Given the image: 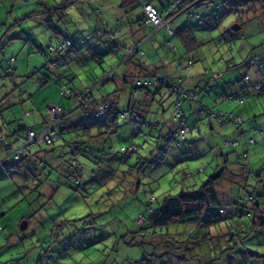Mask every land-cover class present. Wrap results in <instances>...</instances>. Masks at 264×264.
I'll use <instances>...</instances> for the list:
<instances>
[{"label":"trees","instance_id":"trees-1","mask_svg":"<svg viewBox=\"0 0 264 264\" xmlns=\"http://www.w3.org/2000/svg\"><path fill=\"white\" fill-rule=\"evenodd\" d=\"M16 1L30 2V0ZM36 1L44 7L27 18H36L49 33L50 40L43 51L46 57L43 69L47 75H40L41 69H35L34 74L42 77L37 81L43 85L51 80L56 81L61 98L67 102V105H52L62 110L64 115L58 111L62 115L61 119L52 116L53 114L49 112L51 106H49L48 117L34 127L26 124L10 126L12 123H7L0 115L2 119L0 122V160H2L0 167L5 168L7 172H19L18 174H21L23 178H28L24 180L28 186L24 185V188L28 190L27 192L30 191L29 197L37 194L35 200L42 201L43 207L53 200L62 187H69L76 192L83 191V198L87 202L91 201V193L85 187L87 183L83 174L85 164L80 161L82 158L95 162V169L91 172L98 169L96 173L103 172L107 175V182L101 185L102 188H106V191L99 196L95 204H105L113 195H119L117 193L121 194L119 197L121 200L124 198L121 191L123 189L126 197L128 194L134 197L144 181L149 183L159 181L164 176L160 169L170 148L179 147L182 143L189 145L187 141L191 133L187 130L189 115L184 109L188 108L191 111L193 104L201 106L194 113L197 120L207 121L216 125L217 128L231 127L237 132L240 131V135L244 134L243 117L239 116L242 120L237 125L218 123L220 113H231V111L220 109L219 106L228 104L242 107L247 98L264 95V49L254 53L253 51L259 46L252 45V52L241 64L232 60L227 62L226 72L238 71L240 80L238 81L237 78L232 82L221 84L224 87L219 84L222 90L214 98L215 105L211 108L202 105L201 97L211 83L221 81L225 78V74L219 71L210 73L206 70L204 74L192 76L193 59H183V56H180L179 61L175 60L173 64H168L158 54L162 45H165L169 51L176 52V44L172 39H178L187 54L196 51L201 46V42L196 37L195 30L215 29L222 20L221 13L230 14V12L243 10V13L250 14L251 21H259L258 27L263 30L264 0H120L116 10L112 12L114 24H109L104 18L99 20L100 16L98 21H101V24L87 35L78 34L76 25L81 20L77 22V16L71 13V10L83 2L95 4L93 10L87 14L78 9V15L85 16V24L92 26L94 22L89 16L93 12L98 14L103 12V6H98L96 0ZM153 2L159 7H156ZM150 6L157 11L165 24H169L172 34L166 26L158 27L149 19L146 8ZM180 19L185 21L177 24ZM248 22L239 18L234 26L241 30ZM157 37L161 39V42H157ZM242 39L245 38L242 37ZM230 44L229 54L232 53L233 45L231 42ZM146 47L154 51L157 56L159 61L156 64L147 62L151 52H146ZM104 48L107 50L105 51ZM107 52L117 59L115 64L110 65L109 70L104 69L103 66L104 55ZM224 61L222 58L219 64H223ZM15 62L14 58H10L6 69L8 76L13 79H15L13 74L15 70L12 65ZM84 65L89 66L88 70L91 72L84 70L82 68ZM152 67H155V70L151 71ZM157 67H159L158 70ZM96 68L101 69L103 75L99 76ZM86 72L96 87L109 83H114V86H110L107 94L95 98L92 94L93 90L81 89L76 85V80L81 77L80 74ZM92 72L97 75H93ZM34 74H31L29 78L34 77ZM259 84L262 85L261 89H258ZM12 86H15L13 92H17L23 98V90L16 82H12ZM233 86L238 87V90L229 92ZM162 89L171 91V94L175 96L171 116L165 118L166 110H162L159 121L153 119L149 122L147 113L151 111L153 104L158 103L160 104L158 106L163 108L165 97L161 95ZM122 95H126L128 101L125 111L120 109ZM206 97L210 99L209 96ZM207 101L204 100V104L208 105ZM119 119L132 125L136 134L145 129L148 132L145 133V143L150 141L153 144L150 152L145 157L139 155L134 165H130L129 161L132 155L139 154V146L133 143L129 148H123L121 152L116 151L112 144V138L119 132ZM48 128H51L48 134L53 133L54 139L50 144L47 143L49 139L33 142L30 143L33 145L25 147L23 154L17 151L23 146L24 141L29 139L30 131L39 135ZM181 129L185 131L184 138L179 135ZM199 130L197 127L192 129L194 132L190 135H196L193 136L192 147L197 145V139L201 136V130ZM253 131L264 135L262 125L253 128ZM223 144L229 146L223 149L229 152L220 156L223 158L224 167H217L218 171L201 184L190 181L191 177L185 174V180L188 182L183 184L182 190L175 196L156 197L154 189L147 202H144V210H140L137 216L138 231L131 232L132 237L128 241V235L115 236L112 251H117L119 242L130 248L143 247L145 243L140 239L148 238V244L154 249L152 253L139 260L127 259V264H173L174 261H177V264H219L217 262L227 264L224 257L240 253L239 246L242 242L249 241L246 236L250 233L256 235L261 233L264 229V170L253 171L250 166V148L254 140H246L241 145L239 136L234 137L232 141L225 137ZM44 146L46 148H43ZM241 147L242 152H236L238 155L236 162H230V155L232 156L233 151ZM62 149L66 150L64 152L66 156L69 155L68 161L62 158L64 155H61ZM17 155L19 157L16 158ZM57 160L61 163L59 164ZM110 162H113L112 166L107 165ZM233 172L244 183L238 180L231 183L232 196H230L229 204L220 196L218 183L227 176L233 175ZM252 174H255L257 178V187L249 196L251 204L247 212V206H242L235 194L241 187H248ZM73 178L74 181H72ZM47 187H51L54 193L49 199H46L44 194ZM130 188L134 189L132 193ZM43 207L31 211L27 217L28 224L40 222L42 218L38 216L43 214L41 211ZM246 217L249 219L247 223L244 222ZM230 223L231 225L228 226ZM223 225L228 228V236L224 237L222 234L214 236L211 230H219ZM62 227V224H57L49 229L43 228L44 232L50 234L48 244L50 247L59 244L60 232L63 233ZM184 227L188 231L177 234L181 239L170 235L168 240H160L162 248L166 250L161 253L156 251L158 246L153 245L152 242L157 241L158 237L168 235L169 230ZM243 234L245 238L241 237ZM238 239L241 243L236 242ZM42 244L43 242L32 245L31 251L33 252ZM18 246L22 245L18 243ZM29 252V249H25L23 258L20 260H25V255ZM52 252H55L60 259L63 258V253ZM218 255L220 257H217ZM247 257L262 258L255 251L248 252ZM230 258L235 260L234 256ZM233 259L228 264H234ZM47 260L48 257H42L32 264H46ZM56 263L60 264L58 261ZM113 263L115 260L111 264ZM103 264H106L105 260Z\"/></svg>","mask_w":264,"mask_h":264},{"label":"rangeland","instance_id":"rangeland-1","mask_svg":"<svg viewBox=\"0 0 264 264\" xmlns=\"http://www.w3.org/2000/svg\"><path fill=\"white\" fill-rule=\"evenodd\" d=\"M96 2L98 6H103V12L100 14L93 12L89 16L94 22L92 26L85 24V16L81 17L78 14L79 10L84 14L89 13L93 10L95 4L91 5L83 2L71 10V13H75L74 15L77 16L76 21L79 22L81 20L76 25L79 35L92 33L101 24V21H98L100 16L99 20L104 18L107 19L109 24H114L112 12L116 10L120 0H96ZM153 4L159 7L156 3L153 2ZM43 7L36 0H30L29 3L16 0H0V100L2 101L0 103V115L3 116L2 119L7 121V123H12L10 126L26 124L29 127H34L41 124L48 117L47 109L49 106L55 104L67 105V102L61 98L59 86L56 81L51 80L46 85L37 81V79L42 78L40 75H47L43 69L46 63V57L43 51L47 47L50 38L49 33L44 30V27L40 25V22L36 18L27 17L33 15V13ZM242 11L238 10L232 13L230 12V14L221 13L222 20L215 29L195 28L197 29L195 30V35L201 42V46L196 51L187 54L178 39H172L176 44V52H171L165 45H162L158 54L168 64H173L175 60L179 61L181 59L180 56H183V59H193L194 65L191 67V72L193 70L194 72L199 71L200 74H204L207 70L210 73L219 71L225 74V80L222 79L221 81L211 83L204 92V95L201 94L203 96H200L202 105L209 106V108L215 105L214 98L222 90L219 84L221 86V84L224 85L237 78L238 81L240 80L241 76L238 71L226 72L227 62L232 60L241 64L245 61L244 59L247 55L252 52V45L259 46L258 49L253 51L254 53H258V50L264 49V29L261 30L258 27L257 22L259 21H251L250 14L243 13ZM239 18L249 22L241 30L234 32L232 29ZM184 21L185 19H180L177 24H181ZM262 23L264 25V20H262ZM242 37L245 39H242ZM157 42H161V39L158 37ZM230 42L233 45L232 53L229 54ZM89 44H91V41H89ZM147 47L146 52H149L150 50ZM104 50L106 51L107 49L104 48ZM104 57V69L109 70L110 65L115 64L117 59H114V56L108 52ZM10 58L16 60L12 65V68L15 70L13 73L15 79L9 77L6 72L8 67L7 61ZM222 58L225 61L223 64H219V60ZM82 68L88 70L90 67L84 65ZM35 69H41L40 71L42 72L39 73L40 75L34 74ZM88 72H91V70H88ZM92 73L93 75H103L102 70L99 68H96L97 74L95 72ZM31 74H34V77L29 78ZM80 75V79L76 80V85L81 89L93 90L92 94L95 98L107 94L110 86L114 84L109 83L96 87L87 72L81 73ZM12 82H16L19 88L23 90V98L17 92H13L15 86H12ZM161 95L165 97L163 108L158 106L160 104L154 103L151 111L147 113L149 122H152L153 119L159 121L161 119L160 116H162L160 114L162 110H166L164 114L165 118L171 116L175 96L171 94V91L166 89L161 90ZM206 96H209L210 99H208L211 101L207 103L208 105L203 102L207 98ZM127 102V96L122 95L120 104L122 111L127 109ZM54 107L58 108L57 106ZM240 109H245L246 111L244 115H241L245 121L242 125L244 134L235 135L237 134V130L231 127H229V130H226V127L216 129V134L222 144V149L229 147L223 145L224 137L226 136H228L227 140L230 141L235 136H239L241 145L246 140H254L251 148L256 149L258 147L256 151L258 153L256 154V158H254L253 154H250V166L253 171L264 170V135L254 133L253 131V128L256 126L262 125L264 128V95L247 98L244 106ZM184 111L187 115L190 114L188 108H185ZM58 114V111H56L52 116L60 118ZM2 119L0 118V122H2ZM119 120V132L112 138V144L116 151L121 152L123 148H129L133 143L139 146V154L132 155L129 161L130 165H134L139 155L145 157L150 152L153 144L150 141L145 143V133H148L145 129L141 133L136 134L132 125L125 123L122 119ZM189 122L190 120H188ZM230 129L234 131V137H230L233 134ZM200 134L199 139H202L206 134L203 128ZM188 136L187 141L189 145L182 143L179 147L174 146L170 148L167 158L160 169L163 173L162 175H164L163 178L157 182L149 183L148 181H144V184L134 197H132V194H128V197H126L123 189L121 191L124 198L120 200L119 197L121 194L117 193L119 195H113L105 204H95L99 196L106 191V188H102L101 185L107 182V175L103 172L96 173L98 169L91 172L95 169L94 161L86 160L85 158L80 160L85 164L83 174L85 182L87 183L85 187L91 193L90 202H87L83 198V191L76 192L69 187H62L56 193L53 200L44 207L42 201L35 200L37 199V194L29 197L28 194L30 191L27 192L28 190L24 188V185L28 186L24 180L28 178H23L21 174H18L19 172H7L5 168L0 167V227L2 228L0 229V264H32L42 257H48L46 264H57L56 261L60 262V264H103L104 260L106 264H111L114 260L115 263L113 264H127V259L139 260L150 255L154 249L148 244V238L140 239L145 243L143 247L130 248L125 246L124 243L119 242L120 245L117 251L113 252L111 248L115 243V236L128 235V241L132 237L130 233L138 231L137 216L140 210H144V202H147L150 197L149 195L154 189L156 190V197L163 195L175 196L182 190L183 184L188 182L185 180V174L191 177L190 181L201 184L209 176L214 175L218 171L217 167H224L223 158L219 156L216 148L207 150L205 146L195 147L194 145L192 147L191 144L194 143L193 136L195 137L196 135L189 134ZM199 139L197 140L199 141ZM199 142L200 145L203 143L201 140ZM43 148L46 147L44 146ZM240 149L242 147L233 151L232 159L234 161L236 160V152H240ZM17 151H19V148ZM65 151L62 149L61 155L64 154L62 158L68 161L70 157L69 155H65ZM226 152H229V150L226 149ZM57 162L59 164L61 163L59 160ZM107 165L112 166L113 162ZM233 173V175L227 176L218 183L220 196L229 204L230 196H232V192L230 191L231 183L236 180L238 182L242 181L241 178L236 177L235 172ZM72 181H74V178ZM256 182L257 178L255 174H252L248 187H241L240 191L235 194L240 204L247 206V212L251 204L249 196L255 192L257 187ZM82 189L84 190V187ZM129 190L132 193L134 189L130 188ZM44 194L47 197L46 199H49L54 193L51 187H47L45 188ZM24 197H26L25 200ZM41 207H43L41 209L43 214L38 216L42 218L40 222L28 224L27 217L31 211H36ZM248 221L249 219L246 217L244 222L247 223ZM24 223H26V226L23 225ZM57 224L63 225V233L60 232L59 244L50 247L48 245L50 234L44 232L43 228L49 229ZM230 225L231 223L228 224V226ZM186 227L169 230L168 235L158 237L157 241L152 242L153 245L158 246L156 251L161 253V251L166 250L162 248L161 241L168 240L170 235L181 239L178 238L179 235L177 236V234H184L188 231ZM211 232L216 237L219 234H222L224 237L228 236V228L226 225H223L219 230L212 229ZM241 237L245 238V235L243 234ZM246 237L249 238V241L242 242L243 245L241 244L242 246H239L241 248L240 253L229 254L228 257L225 256V263L228 264L233 259L230 257L234 256V264H264V229L257 235L250 233ZM137 239L139 238L137 237ZM41 242L43 244L32 252L30 249L32 245H39ZM236 242L241 243L239 239ZM18 243L22 246L19 247ZM25 249H29L30 252L25 255V260H20L23 258ZM52 251H58L59 254L63 253V258L60 259ZM254 251L258 255H261L262 258L247 257L248 252ZM217 257L220 256L218 255ZM217 263L222 264L220 262ZM173 264H177V261H174Z\"/></svg>","mask_w":264,"mask_h":264},{"label":"crops","instance_id":"crops-1","mask_svg":"<svg viewBox=\"0 0 264 264\" xmlns=\"http://www.w3.org/2000/svg\"><path fill=\"white\" fill-rule=\"evenodd\" d=\"M150 52H151V55H150V57L148 58V63L149 62H151L152 64H156L159 60H158V58H157V56L154 54V51H152V50H150ZM157 66H159V65H157ZM158 68L159 67H157V70H158ZM150 70L151 71H153V70H155V67L153 68H150ZM169 70V69H168ZM167 70V71H168ZM174 70V69H173ZM173 72V71H172ZM198 74H200L199 73V71L198 72H194L193 70H192V76H198ZM198 78V77H197ZM231 80V79H230ZM238 90V87H236V86H233L230 90H229V92H235V91H237ZM206 100H208L207 102H211L209 99H205V102H206ZM204 102V101H203ZM201 106H198V105H195V104H193V107L191 106V111H190V114H189V116H188V118H187V127H188V129L187 130H190L191 131V133L192 132H194V131H192V129H193V127H197L198 129H200L201 130V132H202V128H203V130H204V133H206L204 136H203V138L202 139H199V141L201 140L203 143L200 145V142L198 141L197 142V145H195V147H198V146H205L206 147V149L207 150H209V149H213V148H216L217 149V152H218V154H219V156H221V154H224L225 152H226V150L224 151L223 149H222V144L220 143V141H219V137L217 136V134H216V129H220V128H217L216 127V125H213V124H210V123H208L207 121H203V120H197L198 118H197V116L194 114L195 112H197V110H199V108H200ZM241 108V106H236V105H228V104H225V105H221L220 106V109H223V110H225V111H231L232 113H234L235 115H238V116H240V117H242L241 115H244L245 114V109H240ZM188 120H190V122L188 123ZM45 121V120H44ZM201 125H203L202 126V128H201ZM215 127V128H214ZM222 129V128H221ZM199 130V131H200ZM226 130H229V128H226ZM230 131H232L231 129H230ZM233 132V134L230 136V137H234V131H232ZM190 133V134H191ZM237 134H235V135H240V131H238V132H236ZM221 134H223V133H221ZM226 137H228V136H226ZM236 137V136H235ZM225 138V137H224ZM224 145V144H223ZM258 148V147H257ZM257 148L256 149H253V148H250V154L252 155H254V158H256V154L258 153V152H256L257 151ZM240 152H242V150H240ZM236 156H238L237 154H236ZM230 162H232V163H235L236 161H234L233 159H232V156H230ZM254 160H261V159H254ZM232 186V185H231Z\"/></svg>","mask_w":264,"mask_h":264},{"label":"built area","instance_id":"built-area-1","mask_svg":"<svg viewBox=\"0 0 264 264\" xmlns=\"http://www.w3.org/2000/svg\"><path fill=\"white\" fill-rule=\"evenodd\" d=\"M146 11H148L147 12V16L149 17V19L152 21V22H154V24H156L158 27H167V30H169V32L172 34L173 33V31L171 30V28H170V26H169V24H165L162 20H161V17H160V15L157 13V11L154 9V8H152L151 6L150 7H147L146 8ZM262 88V85L261 84H259V87H258V89H261ZM231 102H233V100L231 101ZM240 103H242V101L240 100ZM106 107V106H105ZM50 110H49V112H51L52 114H55L56 113V111H59L60 112V114H62V115H64L63 113H62V110L60 109V108H56V107H54V106H51L50 108H49ZM60 114H58V116H60V118H58V119H61V117H62V115H60ZM178 118V117H177ZM219 119H217L218 120V123L219 124H234V125H237V123H240L241 122V118L239 117V116H237V115H235L234 113H225V114H223V113H220L219 114V117H218ZM236 118V119H235ZM58 119H57V121H58ZM224 122H226V123H224ZM57 123V122H56ZM56 125H58V123L56 124ZM51 130V128H48L47 130H45V131H43V132H41L39 135H36L35 133H31L33 136H35V138L36 137H42L43 139H49V141L47 142L48 144H50L54 139H53V133H51V134H48V132ZM30 133H29V137L31 136L32 137V135H31ZM185 131L183 130V129H181V131H180V136H181V138H184L185 137ZM142 220V219H141Z\"/></svg>","mask_w":264,"mask_h":264},{"label":"bare ground","instance_id":"bare-ground-1","mask_svg":"<svg viewBox=\"0 0 264 264\" xmlns=\"http://www.w3.org/2000/svg\"><path fill=\"white\" fill-rule=\"evenodd\" d=\"M29 133L31 134V133H35V132L34 131H30ZM43 141H48V139L46 140V139H43L42 137H36L35 138V136L32 135V137L30 136L29 139H27V140L24 141L23 146H21L19 148V152L21 154H23L24 151H25V147L30 146V145H33V144H30V143H33V142H43ZM7 148H9V147H7ZM23 225L26 226V223H24Z\"/></svg>","mask_w":264,"mask_h":264},{"label":"water","instance_id":"water-1","mask_svg":"<svg viewBox=\"0 0 264 264\" xmlns=\"http://www.w3.org/2000/svg\"><path fill=\"white\" fill-rule=\"evenodd\" d=\"M233 30H234L235 32H237L239 29H238L237 26H234V27H233Z\"/></svg>","mask_w":264,"mask_h":264},{"label":"flooded vegetation","instance_id":"flooded-vegetation-1","mask_svg":"<svg viewBox=\"0 0 264 264\" xmlns=\"http://www.w3.org/2000/svg\"><path fill=\"white\" fill-rule=\"evenodd\" d=\"M28 223V222H27Z\"/></svg>","mask_w":264,"mask_h":264}]
</instances>
